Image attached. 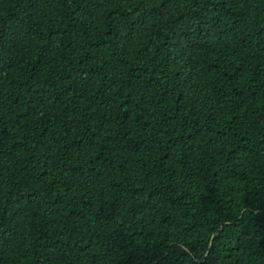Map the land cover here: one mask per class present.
I'll use <instances>...</instances> for the list:
<instances>
[{"label": "trees", "instance_id": "16d2710c", "mask_svg": "<svg viewBox=\"0 0 264 264\" xmlns=\"http://www.w3.org/2000/svg\"><path fill=\"white\" fill-rule=\"evenodd\" d=\"M0 264H264V0H0Z\"/></svg>", "mask_w": 264, "mask_h": 264}]
</instances>
